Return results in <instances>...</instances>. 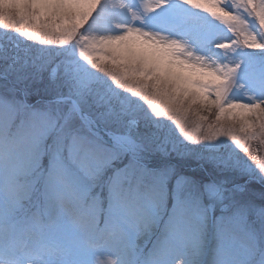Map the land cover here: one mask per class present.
<instances>
[{"label":"snow or ice","instance_id":"6c2138e0","mask_svg":"<svg viewBox=\"0 0 264 264\" xmlns=\"http://www.w3.org/2000/svg\"><path fill=\"white\" fill-rule=\"evenodd\" d=\"M0 30V264H264V0H3Z\"/></svg>","mask_w":264,"mask_h":264},{"label":"rangeland","instance_id":"374dc122","mask_svg":"<svg viewBox=\"0 0 264 264\" xmlns=\"http://www.w3.org/2000/svg\"><path fill=\"white\" fill-rule=\"evenodd\" d=\"M3 0H0V3H2ZM0 32H2V30H0ZM13 35H15V33L13 32L12 33ZM25 43H33L32 41H25ZM36 87H41V85H36ZM32 102H35V98H30ZM194 126V124H193ZM261 155H264V151L261 152ZM197 167V164H196V161H188L187 162V165H186V168L187 169H192V168H196Z\"/></svg>","mask_w":264,"mask_h":264}]
</instances>
